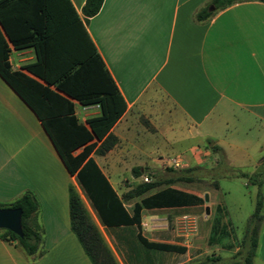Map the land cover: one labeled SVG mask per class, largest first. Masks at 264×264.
I'll return each instance as SVG.
<instances>
[{"label":"crops","instance_id":"crops-1","mask_svg":"<svg viewBox=\"0 0 264 264\" xmlns=\"http://www.w3.org/2000/svg\"><path fill=\"white\" fill-rule=\"evenodd\" d=\"M70 1L127 106L111 129L118 143L103 156L89 155L119 197L118 175H132L141 167L143 179L150 168L172 159H180L185 168L216 166L218 155L211 149L215 145L231 168L247 174L264 170L263 2L216 9L213 0H104L99 13L85 20L86 0ZM202 11L212 15L199 20ZM9 61L14 71L28 74L24 68L36 55L32 48L12 49ZM72 102L82 125L101 115L99 104ZM242 129L246 137L251 133L255 138L242 137ZM163 149L170 154L164 155ZM191 184L171 187L203 202L142 206L143 199L166 188L159 187L123 203L130 216L135 203L141 206L140 226L102 225L39 118L0 77V205L32 192L39 202L35 217L42 233L41 256L27 255L15 243L0 240V264H92L71 231L70 185L118 264H190L211 254L232 258L250 217L238 235L220 181L217 190L203 192L189 188ZM218 207L229 239L213 245L209 239ZM140 236L175 249L148 248ZM253 264H264V221Z\"/></svg>","mask_w":264,"mask_h":264},{"label":"trees","instance_id":"trees-1","mask_svg":"<svg viewBox=\"0 0 264 264\" xmlns=\"http://www.w3.org/2000/svg\"><path fill=\"white\" fill-rule=\"evenodd\" d=\"M246 1L264 3V0H213V6L224 9ZM103 3L104 0H86L82 8L84 19L97 15ZM211 15L202 11L197 18L205 20ZM29 48L36 55V61L24 68L29 75L14 71L9 61L11 50ZM0 77L39 118L65 167L71 175H75L79 188L102 225L140 226L141 206L135 203L134 214L130 216L123 203L161 186L166 188L143 199L142 206L171 207L203 202L194 195L171 187L195 183L202 178L211 179L212 188L216 190L223 178H243L248 184L257 186L254 211L240 240L239 251L231 258L233 264H253L264 221V170L247 174L227 167L223 150L215 145L211 149L218 155L216 166L166 168L170 176L147 175L149 182L143 181L119 197L106 176L89 158L92 152L105 155L118 143L111 129L127 106L70 0H0ZM72 101L85 106L99 104L101 115L89 119L87 126L82 125L74 115ZM141 171V167L134 168L133 177H141ZM0 208L21 209L23 230L21 238L8 230H1L0 240L15 243L27 255L41 256L38 251L42 233L35 217L39 202L35 195L27 192L9 205H0ZM221 212L218 207L212 224L209 243L213 245H222L229 239ZM69 215L71 231L90 262L118 264L73 185L69 186ZM140 241L151 249H175L170 245L148 243L141 236ZM190 264H222V258L211 254L200 262Z\"/></svg>","mask_w":264,"mask_h":264},{"label":"rangeland","instance_id":"rangeland-1","mask_svg":"<svg viewBox=\"0 0 264 264\" xmlns=\"http://www.w3.org/2000/svg\"><path fill=\"white\" fill-rule=\"evenodd\" d=\"M242 137L248 138L250 140L252 137L253 139L255 138L251 133L250 137L245 136V130H241ZM150 141V145H151ZM253 148V147H252ZM251 148V150H252ZM154 151V152H153ZM164 155L170 154V152L166 150H162ZM155 154L154 148L151 146L150 148V155ZM225 162L226 166L230 167L229 161L227 160V157H225ZM241 163H244L245 165H248V161H243ZM214 166L209 165V167ZM176 168V169H183L184 163L181 162L179 167H172L167 160H164L163 162L160 163L157 167L150 168L147 175H154L156 174L159 177H168L171 175L169 171H166V168ZM118 186H117V191L118 193L122 196L125 193L126 189H130L137 184L143 182L142 177L140 178H134L132 175L125 174V175H118ZM220 185L222 189L223 196L225 198V203L226 206L228 207V210L230 212V218L232 221V224L234 226V229L236 230L238 235H242L243 228L250 217L252 215L254 208H255V202L254 199L257 194V189L253 185L246 186L248 183L245 179L243 178H235V179H227L223 178L220 179ZM182 185V184H181ZM164 186H161L162 188ZM189 188L198 190V191H205V189L212 188V181L211 179L208 178H202L195 183H192ZM238 245L240 246V240L238 242ZM222 258V264H232V260L229 257V255L226 254H221Z\"/></svg>","mask_w":264,"mask_h":264},{"label":"water","instance_id":"water-1","mask_svg":"<svg viewBox=\"0 0 264 264\" xmlns=\"http://www.w3.org/2000/svg\"><path fill=\"white\" fill-rule=\"evenodd\" d=\"M0 230H8L21 238L23 236L21 209L0 208Z\"/></svg>","mask_w":264,"mask_h":264},{"label":"built area","instance_id":"built-area-1","mask_svg":"<svg viewBox=\"0 0 264 264\" xmlns=\"http://www.w3.org/2000/svg\"><path fill=\"white\" fill-rule=\"evenodd\" d=\"M181 162H182V161H181L180 159H172V160L169 161V164H170L172 167H179ZM175 169H176V168H175ZM143 181H144V182H149V178H148L147 176H145V177L143 178Z\"/></svg>","mask_w":264,"mask_h":264}]
</instances>
